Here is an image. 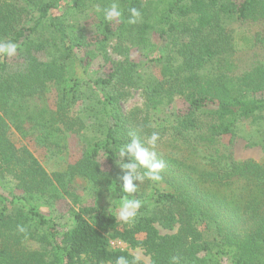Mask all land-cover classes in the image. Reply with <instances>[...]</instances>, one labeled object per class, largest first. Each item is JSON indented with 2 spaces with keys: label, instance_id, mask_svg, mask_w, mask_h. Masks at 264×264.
I'll use <instances>...</instances> for the list:
<instances>
[{
  "label": "trees",
  "instance_id": "trees-1",
  "mask_svg": "<svg viewBox=\"0 0 264 264\" xmlns=\"http://www.w3.org/2000/svg\"><path fill=\"white\" fill-rule=\"evenodd\" d=\"M113 3L122 19L106 21L102 10ZM132 7L141 12L135 24L127 22ZM87 11L95 17L91 34L77 20ZM237 27H246L242 48ZM0 42L18 45L11 58L21 68L7 72L10 57L0 55V186L17 201H10L11 213L0 210V264H115L120 256L144 264L112 241L143 250L149 264H173L172 257L178 264H264V164L235 160L232 152L236 138L264 150V0H0ZM109 48L121 59L114 61ZM131 48L147 49L146 62L131 60ZM95 61L110 72L92 74ZM49 89L50 109L39 102ZM135 89L143 106L125 113L122 102ZM176 99L186 104L183 113L170 108ZM151 111L164 118L154 123ZM27 126L53 154L65 148V133L79 135L80 158L48 174L10 140L11 129L26 135ZM154 132L152 148L147 138ZM133 137L163 161L158 182L166 187L144 179L126 194L125 171L100 168V157L114 164ZM76 179L118 202L139 199L134 221L81 206L58 232L49 210ZM156 225L176 231L162 235Z\"/></svg>",
  "mask_w": 264,
  "mask_h": 264
},
{
  "label": "rangeland",
  "instance_id": "rangeland-1",
  "mask_svg": "<svg viewBox=\"0 0 264 264\" xmlns=\"http://www.w3.org/2000/svg\"><path fill=\"white\" fill-rule=\"evenodd\" d=\"M234 1L236 3H240L242 0H234ZM77 20L84 27L85 31H87L88 34H91L90 32L92 31L93 25L95 23V17L93 13L87 11L79 15L77 17ZM245 28L237 27L235 29L236 39L239 40L238 41L239 48H242L245 45L240 40L246 34ZM149 42L151 44H154L155 46H159L161 41L156 35L150 34ZM147 49L142 50L138 48H131L129 50L128 56L131 60H134L135 62L144 63L146 62L147 59V56L144 55V51H147ZM109 52H110L109 53L110 57L114 61H118L121 59V56H118L115 53H113L110 48H109ZM148 55L154 56L155 53L151 52ZM20 69H21L20 63H18V61L15 60L14 58L10 57L6 71L9 73H13ZM91 69H92V74L96 72L98 76H106L110 72L111 68L109 65H103L102 62L100 61H95L91 66ZM149 69L153 73L155 79L160 78L158 65L152 64V67H150ZM143 99L144 98L141 90H136V89L131 90L130 96L127 97V99L122 102L123 112L127 113L131 109L141 108L143 106ZM54 101H55V93L52 89H49L41 97V100L39 102L43 107L50 109L53 108ZM170 108L175 112L183 113L186 110V104L184 103L183 100L176 99L171 104ZM164 115L165 113L159 111H151L150 113V116L152 117L154 123L155 122L158 123L161 119L164 118ZM31 129H32L31 126H27L28 133H26V135L20 134L19 132L14 131V129H11L9 136L10 140L16 148L27 149L48 174L57 171H63L66 169L68 165L75 163L80 158L83 150V145L80 141L79 135L70 132L65 133L64 135L65 148L63 149L62 152L53 154L38 143V141L35 139L36 137L34 135V132ZM167 138L168 137L164 138L163 143L169 142V139ZM223 144H225V146H228L227 141H225ZM147 146L149 145L147 144ZM232 152H233V158L235 160L249 159L264 164V150H262L260 147H247L246 143L239 138L235 139L234 144L232 145ZM99 165L103 171L109 174L118 173V171H120L121 169L116 162L114 164H109L102 157L99 158ZM154 184L155 187L157 188L166 187L164 184L159 182H156ZM13 194L19 196L21 194V191L18 189H14ZM69 194L70 195H66L61 199L56 200L53 203L52 208L49 210L50 217L53 220V222L56 224V230L58 232L61 233L66 227L70 225L71 213L77 210L81 206L97 205V206L106 207L116 215L117 219L120 222H123L118 217V204L120 201L119 202L118 200L115 201V198L113 195H111V193L108 192H101L99 194L92 193L86 189V185L84 181L76 179L73 182L72 189L69 191ZM144 195H145L144 201L149 202V185L145 187ZM11 196L12 195L9 193V191L6 188H2L0 186V210L4 209L5 213H11L13 208H15V206H13L10 203V201L12 200L14 202L17 201L16 199H13V197ZM19 204L20 202L17 203V205ZM44 211L46 213L48 212L47 209L46 210L44 209ZM156 227L159 233L162 235L172 234L176 231V227H174L173 231L164 230L158 225H156ZM138 237L141 239L143 235H139ZM38 244L39 242L38 243L33 242L31 243V247H33L34 249H38L39 248ZM50 247L51 246L49 244L45 246V248L48 249L49 251H50ZM111 247L113 249L126 250L129 253H131L133 256L135 257L138 256L139 260L144 264H149V257L146 254H144L143 250L141 249H131L121 241H112ZM48 256H50V254Z\"/></svg>",
  "mask_w": 264,
  "mask_h": 264
},
{
  "label": "clouds",
  "instance_id": "clouds-1",
  "mask_svg": "<svg viewBox=\"0 0 264 264\" xmlns=\"http://www.w3.org/2000/svg\"><path fill=\"white\" fill-rule=\"evenodd\" d=\"M101 11V9H97ZM106 21L120 20L122 19V11L119 9L116 3L110 5V7L102 10ZM131 19L127 22L129 24H135L137 19L141 16L140 10L135 7L129 9ZM18 45L13 42H0V55L12 57L17 52ZM159 139L158 133H152L147 138V144L152 148L155 147L156 142ZM119 160L116 161L121 170L125 171V175L121 178L122 191L126 194H132L137 192V185L134 181L142 182L144 179L158 182L161 180L159 173L164 169L165 165L163 161L157 159L155 151H150L149 147H145L141 140L137 137H133L130 143H126L118 149ZM127 157L128 162H123ZM143 170V171H141ZM142 204L139 199H130L127 195L123 196L118 204V217L121 221L128 223L134 221L138 210ZM20 232H25V228L18 226ZM139 257H135L134 261H138ZM178 257H172L173 264H178ZM115 264H129V261L120 256L116 259Z\"/></svg>",
  "mask_w": 264,
  "mask_h": 264
},
{
  "label": "built area",
  "instance_id": "built-area-1",
  "mask_svg": "<svg viewBox=\"0 0 264 264\" xmlns=\"http://www.w3.org/2000/svg\"><path fill=\"white\" fill-rule=\"evenodd\" d=\"M111 246H112V242H111Z\"/></svg>",
  "mask_w": 264,
  "mask_h": 264
}]
</instances>
